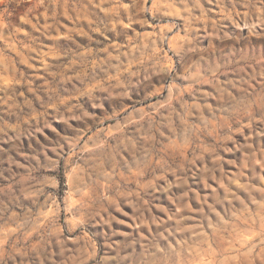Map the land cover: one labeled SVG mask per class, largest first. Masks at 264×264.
I'll return each mask as SVG.
<instances>
[{
  "label": "rangeland",
  "instance_id": "1",
  "mask_svg": "<svg viewBox=\"0 0 264 264\" xmlns=\"http://www.w3.org/2000/svg\"><path fill=\"white\" fill-rule=\"evenodd\" d=\"M0 264H264V0H0Z\"/></svg>",
  "mask_w": 264,
  "mask_h": 264
}]
</instances>
